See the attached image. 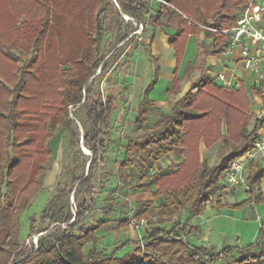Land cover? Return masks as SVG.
<instances>
[{
    "label": "trees",
    "instance_id": "obj_1",
    "mask_svg": "<svg viewBox=\"0 0 264 264\" xmlns=\"http://www.w3.org/2000/svg\"><path fill=\"white\" fill-rule=\"evenodd\" d=\"M2 1L7 2L0 6L7 23H0V264H264V225L254 243L212 252L192 245L190 237L201 231L180 220L183 211L189 217L205 212L203 203L222 187L221 177L231 160L251 149L259 138L264 116L255 118L250 130L247 124L251 98L259 97L264 106V84L223 88L204 74L180 99L169 100V112L159 113V119L148 126L156 65L133 122L134 132H143L127 138L116 169L128 190L151 194L150 200L138 203L134 214L136 226L146 223L143 236L126 240L106 254L97 250L96 236L104 220L84 225L95 203L96 174L107 158L111 115L123 97L116 89L101 92L96 79L105 77L111 85L108 77L118 70V63L113 62L121 53L120 45L135 51L141 45L139 35H146L148 28L152 40L157 29L175 25L177 34L170 46L179 63L187 38L203 32L204 40L197 45L202 69L207 55H222L229 43L225 35L209 28L233 27L249 0H151L155 9L148 0ZM110 29L118 38L111 59L101 47ZM123 58L127 65L131 53H124ZM192 68L187 65L186 73ZM179 82L173 79L168 97L179 92ZM80 109H85L87 123L83 134L74 115ZM62 131L87 166L80 176L73 174L69 184H56L38 220L28 218L24 244L20 217L52 168V147ZM218 143L226 153L211 166L201 149ZM81 147L90 154L81 152ZM169 154L179 162L163 170L159 162ZM262 181L264 167L250 163L244 178L249 197L234 207L264 201L259 193ZM115 211L109 207L105 214ZM129 225L119 219V228ZM87 244L91 246L85 253ZM128 244L133 251L118 257Z\"/></svg>",
    "mask_w": 264,
    "mask_h": 264
},
{
    "label": "rangeland",
    "instance_id": "obj_2",
    "mask_svg": "<svg viewBox=\"0 0 264 264\" xmlns=\"http://www.w3.org/2000/svg\"><path fill=\"white\" fill-rule=\"evenodd\" d=\"M152 8H156V4L151 0ZM262 0H255L256 3H261ZM4 3H0L1 7H5L7 4L6 1H2ZM6 3V4H5ZM116 10V7H113ZM243 7L240 11L242 13ZM114 9H112L114 11ZM241 14L237 15V19ZM111 16H109L110 18ZM236 19V20H237ZM0 23L5 25L6 16L3 13V9H0ZM262 26H264V21L262 22ZM135 28V26H132ZM164 30V29H160ZM166 32V30H164ZM139 34L138 30L136 31ZM156 36L159 35V30L156 31ZM151 35V30L148 28L145 36H140V43L142 47H146L149 38ZM170 36V34H168ZM201 38H198L200 41ZM167 38H162L163 44L165 45ZM196 39L191 37L189 39V46H188V55L186 60L192 59L193 51H195V44ZM118 45V38L117 33L114 29H110L103 38L101 43L102 52L111 59V54L113 50ZM139 48L137 51H130L128 47L125 45H120L121 53L116 57L113 64L115 62L118 63L117 71L114 70L111 74H109L108 78H112L111 85H108L105 77L97 78L96 79V87L101 90V92H106L109 88L110 90H117L123 94V97L120 98L118 102V107L116 111L111 115L110 119V130L107 136V158L105 162L102 164V169L99 170L96 174V178L94 181V192H95V203L94 206L84 221V225L87 227L93 226L99 220H104L103 225L96 231V236H98L97 242V250L110 254L112 253L118 246L126 240H139L144 233V227L134 224V214L138 209V203L149 200L150 199V192L145 193H138L132 190L127 189V183L121 182L116 174L117 166L122 159L123 156V146L126 144V140L129 137H135L140 135L143 131L134 132L133 130V122L136 116V102L140 99V93L143 87L149 81H152L154 78H149L150 68L147 64L146 57L143 53V48ZM126 52H130L132 54V59L130 63L127 65L124 64L125 60L123 58V54ZM160 55V66L161 72L160 77L161 80L156 88L154 96L158 95L161 91H165L166 87L170 86L169 75L173 77V70L171 62L168 61L166 58L167 55L165 54L164 49L159 50ZM143 67L140 71H137V62L141 63V59L143 58ZM138 58V60H137ZM141 68V67H139ZM122 77V79L120 78ZM151 79V80H150ZM253 98V97H252ZM177 98H173L175 101ZM258 102L257 100L253 99V102ZM168 112V108H165ZM254 113L257 114L259 112H264L263 105L258 102L255 107L253 108ZM159 113L161 110L157 107H154L152 111L148 115V126H151L155 121L159 119ZM255 114L251 112L250 119L247 124V129L250 130L253 120L256 118ZM75 117L77 118L79 124L81 125L82 129L87 128V123L85 119V109L76 110L74 112ZM53 165L51 170L47 173L45 182L42 188L36 192L29 200L27 209L22 213L20 217V239L21 242L27 244V232H28V218L34 217L38 220V216L40 211L42 210L43 206L46 202L54 195L55 193V186L57 183H61L62 185L69 184L70 177L76 173L77 176H80L83 172L84 165L87 166V162L84 163L82 158L77 152V149L72 148L68 144V137L64 131H62L58 138L55 140L53 144ZM80 151L82 149L80 148ZM85 152V151H84ZM83 152V153H84ZM90 154L88 151H86ZM226 151L223 150L222 144L218 143L216 146L212 147L209 150L202 149L201 154L202 157L207 161L209 165H215L218 163L220 157L225 154ZM85 154V153H84ZM87 155V154H86ZM172 157H165L160 160V166L163 170H166L169 166H172L179 162V158L171 155ZM261 165V164H260ZM245 177V176H244ZM240 187L236 188V196L234 201L237 204H230L225 205L223 208L228 209L231 212L243 211V207L235 208V205L240 204L249 193L246 192L245 186L243 183L239 185ZM73 189V188H72ZM234 191V187L232 188H223L222 187L212 192L213 194V202L218 197H222L223 194H231ZM70 202L73 203L72 198ZM125 202V203H124ZM158 203V201H156ZM259 209L255 211L259 213V215L264 216L262 212L264 211V201L259 202ZM112 207L115 209V213L113 215H106L105 211L107 208ZM76 210L75 205H73V211ZM185 213L183 211L180 215V220ZM246 218L245 221H241L240 218L237 217L236 213L232 215V217H228L225 215L220 214L216 219H212L209 224V229L212 230L213 235H219L220 237H224V241L227 245L238 248H244L252 243H254L258 236L259 231V224L253 220V213L250 211L245 212ZM119 219L127 220L130 225L127 229L119 228L118 222ZM170 225L167 224L166 227ZM37 228H42L39 225ZM35 236L32 238V242L36 243ZM90 244H87L84 247V252L87 253ZM133 251V247L128 244L126 245L119 253L118 257H123L126 254H129ZM237 256V255H235ZM218 264H221L218 263Z\"/></svg>",
    "mask_w": 264,
    "mask_h": 264
},
{
    "label": "crops",
    "instance_id": "obj_3",
    "mask_svg": "<svg viewBox=\"0 0 264 264\" xmlns=\"http://www.w3.org/2000/svg\"><path fill=\"white\" fill-rule=\"evenodd\" d=\"M162 29L166 30V32H164V30L157 29V30H159V35L156 36V34H155L157 31L156 30L154 33L153 39L151 40L149 38V42H148L146 47H142V45H140L135 50V51H137V50H139V48H141V47L143 48V53L146 57L147 64L149 65V68H150V74L148 76L149 78L154 77L155 66L156 65L158 66L157 82H156L155 86L153 87V89L151 90V92L149 93V98L152 101L151 104H152L153 109H154V107H157L161 110V113H168L169 112L168 101L169 100L173 101L174 97L177 98L176 100L180 99L192 87V85L204 74H208L211 77H213L215 80V83L221 87H223V86L217 81L216 75L220 74V73L223 74L226 78H228L231 81L230 87H223V88H239L241 83H243L246 87L255 86L254 85V79H255L254 76L251 73L245 71L243 68L240 48H237L235 53L232 55H229V56L207 55L205 57L204 65L201 69L199 64H198L199 63L198 62L199 61V54L197 52V45L204 40L203 32H200L199 35L195 38L196 44H195V51H193L192 59L186 60L187 55H188L189 39L192 37V36H189L187 38L186 43H185V47L183 49L181 60L179 63H177L175 51L170 46V42L172 41V39L177 34V27L175 25H171L170 27L162 28ZM168 34H170V36ZM150 37H151V35H150ZM163 37L168 39L166 41L165 45L163 44V41H162ZM198 38H201L200 41H198ZM210 42H211V40H207L206 44H210ZM160 49H164L165 54L167 55L166 58L168 59L169 62H171L170 64L174 63V65H172V70L173 69L174 70L172 71L173 77L169 75L170 86L169 87L167 86L165 91H161L158 95L154 96L156 88H157V86L161 80V77H160L161 76L160 75V72H161L160 62H161V60H160V55L158 53ZM142 57H143L141 59L142 61H141V63L139 62V65L137 62V65H136L137 71H140L143 67L144 56H142ZM131 59H132V54H131L130 61H131ZM137 60H138V58H137ZM187 65L193 66L192 70H190L188 73H186V71H185ZM139 67H141V68H139ZM175 77L180 79L179 92L172 97H168L167 91L171 88V82L173 81V79ZM147 81H146V84L140 93V99L137 100V102H136V108H135L136 113H137L138 104L142 99L143 93H144L145 89L149 86V84L151 83V81H149V83H147ZM253 99L257 100L261 104H262V102H261L260 98L257 96H254L253 98H251L250 111L253 114H255L253 108L255 107V105L258 102H256V103H255V101L253 102ZM165 108H168V112H167V110H165ZM258 134H259V137H264V123H263L261 129L258 131ZM202 149H201V151H202ZM168 156L172 157L171 154H169ZM256 164L259 165L260 167H264V164L260 165V163H258V162H256ZM248 167L244 171L243 178H245L244 176L247 175ZM243 184H244V181H243ZM239 185L235 186V187H240ZM244 186H245V184H244ZM235 187H234V191L231 194H224V192L223 193L221 192L220 194H223V196L218 197V199H215L214 202H212L211 204L206 206V210L202 215L195 216V217H189L188 212L185 211L184 215L181 216L182 217L181 221H183V222L188 221L190 224L198 226L200 231H201V233L198 236L190 237V242L192 245H194L196 247H203L206 249H210V250H212V252H219L224 247L229 246L225 243L224 237H222V236L220 237L217 234H215V236H214L212 233V230L209 229V227H208L211 220L216 219L220 214L228 216V217H232V215L234 213H236L237 217L240 218L241 221H245L246 218H249L248 216H245V212L248 210L251 213H253V215H254L253 220L259 224V228L261 225H264V216H261V215H259L258 212H256L257 211L256 209H259V206H260L259 202L254 201L252 203H248L243 208L242 212L239 210V211L233 213L226 208L221 209L225 205L237 204L234 201L236 193H237ZM245 190H246V192H248L246 186H245ZM259 193L262 197H264V181H262L259 185ZM248 197L249 196H247L245 199H248ZM150 199H151V194H150ZM262 214H264V211L262 212ZM97 239H98V236H97ZM97 242H98V240H97ZM232 246H234V245H232Z\"/></svg>",
    "mask_w": 264,
    "mask_h": 264
},
{
    "label": "built area",
    "instance_id": "obj_4",
    "mask_svg": "<svg viewBox=\"0 0 264 264\" xmlns=\"http://www.w3.org/2000/svg\"><path fill=\"white\" fill-rule=\"evenodd\" d=\"M115 2V1H114ZM128 20V18H125ZM264 0L256 3L249 0L241 15L230 29L216 30L209 28L213 33H220L228 37V46L222 56H229L240 48L242 65L245 71L254 76V85L259 88L264 84ZM142 26H139L140 33ZM217 81L223 87H230L231 81L223 74L216 75ZM256 118H262L264 112L255 114ZM264 164V137H259L251 149L231 160L228 168L223 172L221 184L223 188H232L243 183V174L250 163ZM213 194H209L204 201V206L213 202ZM145 222L141 221L140 226L144 227ZM36 240V238H35Z\"/></svg>",
    "mask_w": 264,
    "mask_h": 264
},
{
    "label": "water",
    "instance_id": "obj_5",
    "mask_svg": "<svg viewBox=\"0 0 264 264\" xmlns=\"http://www.w3.org/2000/svg\"><path fill=\"white\" fill-rule=\"evenodd\" d=\"M120 14H121L124 18H126V17L122 14L121 11H120ZM76 122H77V125H78V127H79V130H80L81 134H83V129H82L81 125L79 124L78 121H76ZM81 149H82V151L84 152V148L81 147ZM84 153H85V154H88L87 152H84ZM36 238H37V237H36Z\"/></svg>",
    "mask_w": 264,
    "mask_h": 264
},
{
    "label": "bare ground",
    "instance_id": "obj_6",
    "mask_svg": "<svg viewBox=\"0 0 264 264\" xmlns=\"http://www.w3.org/2000/svg\"><path fill=\"white\" fill-rule=\"evenodd\" d=\"M84 151L86 152L87 150L84 148Z\"/></svg>",
    "mask_w": 264,
    "mask_h": 264
}]
</instances>
